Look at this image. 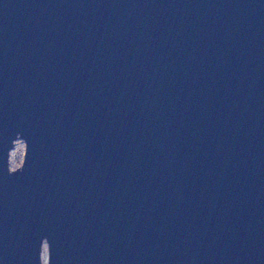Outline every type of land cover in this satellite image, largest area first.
<instances>
[{"label":"water","instance_id":"95a60500","mask_svg":"<svg viewBox=\"0 0 264 264\" xmlns=\"http://www.w3.org/2000/svg\"><path fill=\"white\" fill-rule=\"evenodd\" d=\"M44 242L264 264V0H0V264Z\"/></svg>","mask_w":264,"mask_h":264},{"label":"rangeland","instance_id":"374dc122","mask_svg":"<svg viewBox=\"0 0 264 264\" xmlns=\"http://www.w3.org/2000/svg\"><path fill=\"white\" fill-rule=\"evenodd\" d=\"M25 151V142L22 138H17L14 142V146L10 151L9 163L14 167H18L22 164ZM48 257V246L44 242L42 246V261L44 264H47Z\"/></svg>","mask_w":264,"mask_h":264}]
</instances>
